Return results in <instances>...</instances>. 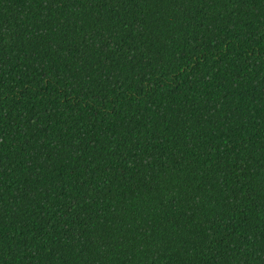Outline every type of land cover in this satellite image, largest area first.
Instances as JSON below:
<instances>
[{"label": "trees", "instance_id": "trees-1", "mask_svg": "<svg viewBox=\"0 0 264 264\" xmlns=\"http://www.w3.org/2000/svg\"><path fill=\"white\" fill-rule=\"evenodd\" d=\"M0 264H264V0H0Z\"/></svg>", "mask_w": 264, "mask_h": 264}]
</instances>
